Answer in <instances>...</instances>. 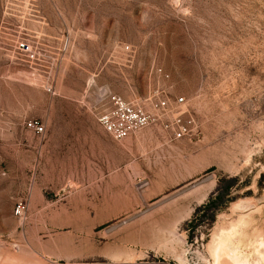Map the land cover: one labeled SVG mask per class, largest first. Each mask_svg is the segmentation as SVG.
Returning <instances> with one entry per match:
<instances>
[{
    "label": "rangeland",
    "instance_id": "1",
    "mask_svg": "<svg viewBox=\"0 0 264 264\" xmlns=\"http://www.w3.org/2000/svg\"><path fill=\"white\" fill-rule=\"evenodd\" d=\"M103 88L184 98L191 139L148 128L104 154L63 134ZM221 179L231 201L191 237ZM224 247L264 264V0H0V264H214Z\"/></svg>",
    "mask_w": 264,
    "mask_h": 264
},
{
    "label": "built area",
    "instance_id": "2",
    "mask_svg": "<svg viewBox=\"0 0 264 264\" xmlns=\"http://www.w3.org/2000/svg\"><path fill=\"white\" fill-rule=\"evenodd\" d=\"M17 50L31 60L35 58L32 47L26 43H20ZM99 96L102 111L97 121L116 143H122L148 128L160 130L164 146L191 139V124L183 120L184 98H172L155 90L145 98L127 101L104 88L99 90ZM26 128L37 136L46 135V127L37 121L27 122ZM25 210V204L19 202L15 213L22 216Z\"/></svg>",
    "mask_w": 264,
    "mask_h": 264
},
{
    "label": "crops",
    "instance_id": "3",
    "mask_svg": "<svg viewBox=\"0 0 264 264\" xmlns=\"http://www.w3.org/2000/svg\"><path fill=\"white\" fill-rule=\"evenodd\" d=\"M65 125L71 129L62 131L65 135H70L79 140V143L90 144L95 151H102L104 154H110L112 151L111 140L99 125L97 119H77L66 120Z\"/></svg>",
    "mask_w": 264,
    "mask_h": 264
},
{
    "label": "trees",
    "instance_id": "4",
    "mask_svg": "<svg viewBox=\"0 0 264 264\" xmlns=\"http://www.w3.org/2000/svg\"><path fill=\"white\" fill-rule=\"evenodd\" d=\"M235 180L221 179L217 190V195L211 198L209 202L197 210L193 220L187 225L190 229V236L192 237L195 231L202 226L206 221H213L215 211L220 210L226 202H230V195L232 191V182ZM229 198L228 200H226ZM212 211L211 214H209ZM201 214V215H200Z\"/></svg>",
    "mask_w": 264,
    "mask_h": 264
},
{
    "label": "bare ground",
    "instance_id": "5",
    "mask_svg": "<svg viewBox=\"0 0 264 264\" xmlns=\"http://www.w3.org/2000/svg\"><path fill=\"white\" fill-rule=\"evenodd\" d=\"M211 257L214 264H247V262L241 259V256L238 254V250L228 247L212 252Z\"/></svg>",
    "mask_w": 264,
    "mask_h": 264
}]
</instances>
